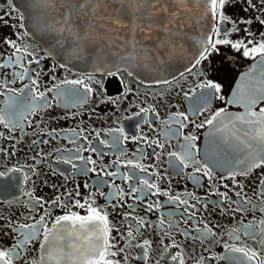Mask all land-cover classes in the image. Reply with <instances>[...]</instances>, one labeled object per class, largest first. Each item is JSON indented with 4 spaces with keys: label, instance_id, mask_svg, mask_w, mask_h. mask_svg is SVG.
Masks as SVG:
<instances>
[{
    "label": "flooded vegetation",
    "instance_id": "1",
    "mask_svg": "<svg viewBox=\"0 0 264 264\" xmlns=\"http://www.w3.org/2000/svg\"><path fill=\"white\" fill-rule=\"evenodd\" d=\"M242 7L240 4L229 5L225 11L233 19H236L241 15H247L242 12ZM12 9L13 6L8 4V0H0V15L11 11V16L6 17L7 25L0 21V63L6 62L13 52V49L3 43V39L7 37L16 40L19 46L27 48L40 60L39 64L32 63L29 65L27 59H31V57H28L23 62L25 67L32 70L30 74L38 79L40 91L52 88L64 80L83 79L84 84L91 87L93 92L85 96L87 103L83 104L69 100L66 95L54 99L55 93L48 92L47 96L52 101V107L29 116L28 120L32 121L31 126L28 125L27 121H24L23 134L20 129H17L15 133L17 140H19L18 143L16 140L0 139V147L7 148L9 153H14L11 155L0 153V171L22 167L23 172H30L31 168L28 166L35 164L33 157L37 156V152H42L45 159L36 165L38 175L33 176L32 181L34 183L30 182L29 184L34 195L43 197L45 201L50 203L57 195L63 199L66 192L74 191L79 185L80 196L75 198L80 199L81 202L90 197L94 198V206L106 210L112 225L119 229V232L113 231L111 235L115 237L114 243L117 244L118 248L124 249L123 253L115 258L121 260V264H175L170 257L172 254L181 252V249L186 264H197L200 256L205 257V264H231L230 258L239 254L226 252L224 250L226 243L236 244L240 247L245 245L257 246L245 235L242 225L252 223L255 232L260 231L261 226L258 222L264 219V212L260 210L257 185L258 177L264 173V168L256 169L247 178L237 177V180L244 186L242 195L250 198L256 207L248 205L246 211L233 213L232 209L236 207V204L229 206L227 202H224L220 206H216L217 202L223 200L218 194L219 192H228L231 199L237 201L235 192L239 189L233 188L231 181L220 179L222 175H227V172L219 166H214L217 157L213 139L208 135V127L196 128L195 125L189 123L186 128L179 129L177 124L169 121V118L176 112L185 113L190 120H195L197 124L221 108H226L228 112L233 114L242 113L243 108L239 104H227L225 101L232 98L233 91L240 82L242 74L249 71L255 60L243 57L240 52H236L230 46L219 45V52H212L200 66L203 76L198 75L197 70L193 69L192 74L186 72L184 76L179 74L168 80L170 82L168 84L144 83L124 70L113 76L106 75V73H80L60 67V64L39 43L28 35H23L24 28L19 27L21 15L17 10L13 11ZM227 27L231 28L232 25L229 24ZM251 30L256 33L254 38L260 39L259 33L264 32V26L254 22ZM17 34L21 36L19 40H17ZM244 36V32L241 31L239 34L233 33L230 38L237 40ZM16 71H20V68H0V84H3L5 80L11 81L12 74ZM37 71L40 72L39 77H35ZM203 79L220 83L222 85L220 95H223L225 100L213 97L209 108L203 114L194 113L193 109L198 102L201 90H192ZM28 82V78L25 77L23 82L17 80L14 84L9 83L8 87L19 89L23 83ZM62 87L71 88L69 85H62ZM2 90L0 88V91ZM78 90L82 95L84 94L82 86ZM185 93L188 95L186 96ZM3 100L4 97L0 96V108L3 107ZM74 103L75 106H73ZM259 107H264V103L257 107V111ZM141 108L149 109V111L136 115ZM37 121H39V127H36ZM165 121H169V123L166 124ZM41 128L45 130L43 133L40 131ZM113 128H122L124 134L129 137L128 140H122L120 144L123 152L99 144V139L105 141L113 139V135L109 134V130ZM52 130L55 132L53 136H49L48 132ZM0 131L7 134V130L2 126H0ZM96 131L100 132L99 139L96 138ZM172 131H179V135H171ZM188 135H195L197 140L195 141V148L192 149L194 160L185 168L179 161L170 159L168 153L183 154L184 137ZM83 136H88L91 146L97 147L107 155H100L91 151L84 152L85 157L90 156L97 163L91 165L84 161L75 160L73 163L77 165L76 169L71 164H65L56 159L60 155L64 157L73 155L74 153L69 152V150L75 149L79 144L88 147L82 138ZM132 137L137 139L133 140ZM34 140L40 141V143L33 145ZM44 140H47L48 143H43ZM152 141H157L164 147H157ZM13 144H15L14 148L12 147ZM128 160L144 165L146 171L141 172L139 168H132L127 165ZM206 160L209 166H214V175L211 181L201 173H195V169L200 168ZM91 167H95L96 171H78L79 168ZM106 172H116L117 176L105 175ZM124 173H128L132 179L128 181L121 179L120 176ZM149 173L154 174L149 175ZM193 173L198 177L199 183L190 176ZM156 174L159 175V179ZM12 177L11 179L4 178L2 181L5 185L11 184V187L0 190V225H3L8 218L20 224H31L33 220L29 217L35 216L36 219H39L41 215H45V210L40 208L32 210L29 207L27 203L29 198L21 190L25 186L18 183L16 179H22V173H13ZM140 178H146L149 182L158 184L161 192H167L168 196H153L151 191H148L146 195L137 192L136 196H139L140 199L124 196L121 200L117 195L118 190L123 189L128 192L130 185L137 188L141 187ZM225 183L229 184L232 191L222 186ZM85 184L88 187H85ZM177 195L181 198H187L190 204L195 205V208L189 209L195 213V216L188 219L187 223L184 222L187 217L184 212L185 205H178L169 200V196ZM192 197L199 199L200 203L197 204L196 199ZM156 201H159L160 208L148 211V204ZM205 203L208 204L207 209L203 207ZM114 204L122 206L113 208L112 205ZM128 205H132L133 208H129ZM45 208H48V204L45 205ZM222 208H226L228 211L224 212L221 210ZM71 210L79 212L81 215L85 214L82 209L72 208ZM65 211L62 207L53 206L49 208L48 226L51 227L55 218L65 214ZM124 213H130L131 216L135 217H146L153 227L146 226L137 234L135 232L136 222L131 221L136 239L131 244H127L125 239L121 238V234L126 236L130 227L129 223L123 219ZM161 218L165 220V227H167L169 220L174 225H178V227L167 228V231L171 233L172 238L181 247L169 248L167 254H165L161 239L163 238L165 245L170 244L171 241L164 235V232L158 231L154 226L159 223ZM205 224L212 228L217 236L210 237L203 244L198 240L187 239L181 234L187 230L190 235L196 236L198 233L195 229L197 227L204 229ZM233 228L240 229V231L232 233L231 229ZM204 230L206 231V229ZM6 231L8 229L0 227V247L3 248H7L13 243V237L5 235ZM236 235L239 236L238 240L230 239V236ZM260 239V235H257L256 241ZM144 240L151 241V247H137L138 244H143ZM145 252H147V256H145ZM38 257L39 241H33L29 245L24 259L31 260ZM218 257H225V259H217ZM14 264H23V260L15 261Z\"/></svg>",
    "mask_w": 264,
    "mask_h": 264
},
{
    "label": "snow or ice",
    "instance_id": "2",
    "mask_svg": "<svg viewBox=\"0 0 264 264\" xmlns=\"http://www.w3.org/2000/svg\"><path fill=\"white\" fill-rule=\"evenodd\" d=\"M43 2L46 7H56L57 0H34V3ZM112 2L119 3L121 5L118 9V15L115 19L108 17V19L116 25L118 28H128L132 33V38L128 42L132 48V51L124 56H121V61H135L140 53L146 54V58L151 54L152 50L147 48L142 42L136 40L135 35L137 32L146 34L145 38H150L147 34H150L154 28H161L166 32L169 37L179 35V29L183 27L182 24L176 23L180 20V12L183 11L188 13L191 11L189 7V0H171V3L175 4L176 7L173 10L169 9L168 0H112ZM104 0H60V5L66 9L61 17V20L57 23L59 27L56 29L58 34L63 36L67 33L69 36L75 38V40L86 39L90 35V31H94L92 21L88 22V26L85 28L84 35L81 36L73 23V19H80L86 17L89 12L94 17L97 10L100 8ZM8 4L12 5V0H8ZM194 6L203 5V12L201 13L197 23L201 27V38L198 41L199 48L193 55L190 62V66L185 69L188 74L193 73V69L197 70V74L203 76V72L200 70V66L203 61L208 59V56L212 52H219V45L230 46L236 52H240L243 57L255 60V63L249 69L247 73L242 74L240 82L233 91V96L230 100H226L227 104H239L243 108V112L239 114H233L227 111L226 108H221L215 111L211 116L206 117L201 123L197 124L195 120H190L189 116L183 112H176L170 118L169 121L178 125L179 129H184L189 123L195 125L196 128L208 127V135L212 137L214 143V150L216 153V160L214 166H219L227 172V175H222L221 180H229L232 183L233 188L239 189L235 192L237 201H233L228 195V192H219L218 194L223 198L222 201L217 202L216 206L227 202L229 206L236 204V207L232 209V212H243L247 210L248 205L256 207L252 204L250 198L242 195L244 192V186L237 180V177L247 178L256 169L264 168V107H257L264 103V32H260V39H255L256 33L251 30L253 23H258L264 26V0H193ZM240 4L242 5V12L247 15H241L236 19L228 15L225 8L229 5ZM13 11L15 8L13 7ZM143 14V16L139 14ZM163 13L166 17L165 21L154 23L153 18ZM131 16L129 22H125L124 16ZM11 16V11L4 12V15H0V21H3L5 25L8 24L6 17ZM206 17L211 18V25L205 31L204 20ZM187 18V17H185ZM143 21H148L145 26ZM24 16H20V28H24ZM232 25L228 28L227 25ZM243 25V28H241ZM13 27H15L13 25ZM176 29V31H173ZM241 31L244 32L245 36L237 40H232L230 37L233 33L239 34ZM23 35H28L27 31ZM21 38L20 34H17V40ZM75 42V41H74ZM3 43L13 49L11 57L6 62L0 63V68L19 67L20 71L13 72L12 80H5L3 84H0V96L4 97L3 107L0 108V126L7 130L5 132L0 131V139L3 140H16V130L20 129L21 133L24 132V121H27L28 125H32V121L28 120L29 116L36 115L38 111L45 110L52 107V101L48 99L47 93L54 92V99L61 95H66L69 100L79 102L81 104L87 103L86 95L91 94L93 89L88 85L84 84L83 79L76 80H64L52 88L40 91V84L37 78H34L30 73L31 69L24 66L26 58L27 63L39 64L40 60L37 59L33 53L29 52L27 48H22L16 42L10 38L5 37ZM169 52V56L175 54L176 45L169 41L166 42ZM162 43L158 47H164ZM78 50V46H77ZM258 57V59H257ZM60 67H66L61 64ZM122 70H128L129 75H132L130 68H125L124 65H116V71H109L106 75L113 76L118 75ZM99 71V69H98ZM185 72L180 75L184 76ZM40 72L37 71L35 77H39ZM25 77L28 78V83H23V86L19 89L9 88L8 84H14L17 80L23 82ZM91 78V76H89ZM55 79V77H53ZM158 83L168 84V80L158 81ZM62 85L71 86L70 89H65ZM83 87L84 94L78 90ZM27 89V91H25ZM196 89L201 90L198 96V102L193 109L194 113L203 114L214 98L225 100L222 92V85L212 80L203 79L196 84ZM187 96L188 94L185 93ZM75 106V103L73 104ZM149 109L141 108L140 113H147ZM165 121V123H169ZM147 122V121H145ZM36 127H39V121L36 122ZM41 133L45 130L40 129ZM55 130L48 132L49 136H53ZM118 133V135H115ZM109 134L113 135L111 141H105L99 139L100 132L96 131V138L99 139V144L105 147H110L115 150H124L120 148L122 140H128L129 137L124 134L122 128H113L109 130ZM171 135H179V131H172ZM83 140L88 144L85 147L84 144H79L75 149H70L69 152H73V155L64 157L63 155L57 156L58 161H62L65 164H71L74 169L77 165L73 163L75 160L84 161L87 164L96 165V160H93L90 156L85 157L84 152L91 151L100 155H107L103 153L97 147L91 146V141L88 136H83ZM122 138V139H121ZM133 140L137 139L132 137ZM143 139V137H141ZM185 144L182 145L184 149L183 154L176 152L168 153L170 159L179 161L185 168L189 166L194 160L192 149L195 148V141L197 137L195 135H188L184 137ZM33 145H38L40 141L34 140ZM43 143L47 144L48 141L44 140ZM157 147L163 148L162 144L157 141H152ZM15 147V144L12 145ZM60 151V150H57ZM139 151V149H138ZM198 151V150H197ZM0 153L11 155L7 148L0 147ZM157 156L159 154L157 153ZM38 157V158H37ZM35 164L28 166L31 168L30 172H23L22 167H13L0 171V190L10 188L11 184L5 185L2 181L4 178H13V173H22V179L16 178L18 183H22L25 188L24 191L28 199L29 207L32 210L36 208L44 209L45 215H41L39 219L35 216L29 217L33 220L31 224H20L17 221H13L8 218L3 225L8 229L5 235H11L13 237V243L7 248L0 247V264H14L15 261L23 260V264H121V260L115 259L121 253L123 248H118L117 244L114 243L115 237L111 235L113 231L119 232L110 222L108 212L104 209L98 208L95 205L94 198L85 199L81 202L80 199L75 197L80 196L79 185L76 186L74 191L66 192L64 198L57 195L50 203L45 201L43 197H37L34 192L30 189V182L32 177L38 175L36 165L43 162L45 159L42 152H37V156L33 157ZM127 165L132 168H139L141 172L146 171L144 165L134 163L133 160H128ZM209 166L207 160L200 168L195 169V173H201L203 176L208 177L211 181L213 179V167ZM79 172H95L96 168H79ZM105 175L117 176L116 172H106ZM154 173H149L153 175ZM157 178L159 179V175ZM193 180L199 183L198 177L195 174H190ZM121 179L128 181L132 177L128 173H124L120 176ZM258 195L260 197L259 204L261 205L260 210L264 212V173H261L258 177ZM46 183V182H45ZM139 183L141 187L130 185V191L125 192L123 189H119L117 195L123 200L124 196L135 197L136 193L139 192L146 195L148 191H151L153 196L165 195L168 196L167 192H161L158 184L149 182L146 178H140ZM225 189L232 191L229 184L225 183L222 185ZM55 187V186H53ZM85 187H88L85 184ZM217 194V193H213ZM104 195V193H101ZM191 196V194H188ZM71 198V199H69ZM196 199L195 197H192ZM169 200L178 205H185L184 212L187 214L185 223L188 219H192L195 216L194 212L189 211L191 208H195V205L190 204L187 198H181L177 196H169ZM196 203L199 204L200 200L196 199ZM48 204V208L45 205ZM71 205V208H69ZM62 207L64 208L65 214L55 218L52 222L51 227L48 226L47 217L50 215L49 208ZM122 205H112L113 208ZM129 208H133L132 205H128ZM207 209L208 204L203 205ZM78 208L84 210L85 214L81 215L79 212H74L71 209ZM159 209V201L148 204L147 210L152 211L153 209ZM224 212L228 209L222 208ZM134 211V209H133ZM124 221L128 222L130 227L126 233V236L121 234V238L125 239L127 244H131L136 239V235L132 230L131 221H135V232L140 233V230L147 227H153V225L147 221L146 217H135L131 216L130 213L123 214ZM260 231L257 233L254 230V225L249 223L242 225L245 235H247L255 245H245L243 247L237 246L236 244H225L224 250L226 252L239 254L230 258L231 264H264V219L259 220ZM158 231L164 232L171 243L168 245L164 244L163 238L161 244L164 245L165 254L168 253L169 248H180L172 238L171 233L167 231L169 227H178L174 225L171 220L168 221L167 227H165V220L160 219L159 223L154 225ZM206 229V231L204 230ZM204 229L197 227L195 231L198 233L196 236H192L187 230H184L181 234L187 239L199 241L201 244L210 237L214 238L217 233L209 228L207 224L204 225ZM240 229H231L232 233H238ZM260 235L261 239L256 241V236ZM22 237V238H21ZM230 239L238 240L239 236H230ZM33 241H39V257L31 260L24 259L27 254L28 247ZM215 242V241H214ZM145 246L151 247V241L144 240L143 244H138L137 247L144 248ZM175 253L171 255V260L175 264H186L182 253ZM147 256V252H145ZM163 258V257H162ZM126 259V257H124ZM212 259V257H209ZM217 259H225V257H218ZM197 264H205V257L200 256Z\"/></svg>",
    "mask_w": 264,
    "mask_h": 264
},
{
    "label": "water",
    "instance_id": "3",
    "mask_svg": "<svg viewBox=\"0 0 264 264\" xmlns=\"http://www.w3.org/2000/svg\"><path fill=\"white\" fill-rule=\"evenodd\" d=\"M12 6L24 16V31H27L28 36L39 43L60 65H66L64 68L80 73H107L115 71L116 65L120 64L125 68H130L133 73L131 76L144 83L170 80L185 72L199 48L198 41L202 35L197 20L203 12V5L194 6L193 0H189L191 11L188 13L181 11V19L176 21L183 25L179 29V35L169 37L161 28H154L150 34H147L150 38H145V33L137 32L136 40L151 49V54L146 58V54L140 53L135 61H121V56L132 51L128 43L132 38V33L128 28H118L108 19V17L112 19L117 17V10L121 7L119 3L104 0L94 17L89 12L86 17L74 18L73 23L81 36L84 35L89 21H92L95 29L90 31L88 38L79 40H75L67 33L61 36L56 31L59 27L57 22L61 20L66 11L60 5V0H57L54 8L46 7L43 2L34 3V0H12ZM168 6L170 10L176 7L171 0H168ZM139 15L143 16L142 13ZM123 19L129 22L131 16H124ZM165 20L163 13L153 18L154 23ZM142 23L146 26L148 21L142 20ZM204 24L206 31L211 25V18L206 17ZM169 39L176 45L175 54L172 56L167 54L169 48L166 42ZM162 43L165 46L158 47ZM124 71L129 74L128 70Z\"/></svg>",
    "mask_w": 264,
    "mask_h": 264
}]
</instances>
